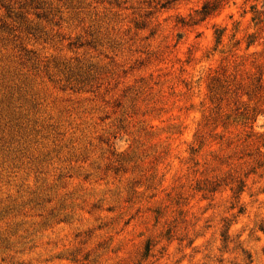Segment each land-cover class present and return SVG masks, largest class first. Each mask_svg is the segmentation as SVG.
Masks as SVG:
<instances>
[{
    "label": "rangeland",
    "instance_id": "1",
    "mask_svg": "<svg viewBox=\"0 0 264 264\" xmlns=\"http://www.w3.org/2000/svg\"><path fill=\"white\" fill-rule=\"evenodd\" d=\"M252 7L0 0V264H264Z\"/></svg>",
    "mask_w": 264,
    "mask_h": 264
},
{
    "label": "trees",
    "instance_id": "2",
    "mask_svg": "<svg viewBox=\"0 0 264 264\" xmlns=\"http://www.w3.org/2000/svg\"><path fill=\"white\" fill-rule=\"evenodd\" d=\"M254 2L261 3V10L260 11H257L255 7H252L253 13L255 15L254 19L255 20H258L260 23H264V0H254ZM201 13L205 17L209 14V7H208V5H204L202 7V12ZM216 32H217L216 33L217 34L216 41H217V44H220L221 43V38H222L223 32H221V33L219 31H216ZM248 39H252V36H250ZM253 42L254 41H252V40H249L247 42V45H246V49L247 50L253 45ZM257 55H258L257 53L249 54L248 56H246V58H242L240 60V64L243 66L246 61L250 60L251 64H253L255 66V69L257 70V72H261L263 70V68H264V65L258 63ZM236 59H238V57H236ZM262 91H264V86L261 83V79H260V80L257 81V85L254 88V92H255V94L258 95ZM246 96L248 98H250V95L246 94ZM248 114L249 113H246V115H248Z\"/></svg>",
    "mask_w": 264,
    "mask_h": 264
}]
</instances>
